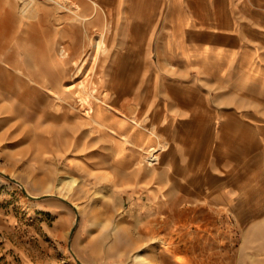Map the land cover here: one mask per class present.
I'll list each match as a JSON object with an SVG mask.
<instances>
[{
	"label": "rangeland",
	"instance_id": "obj_1",
	"mask_svg": "<svg viewBox=\"0 0 264 264\" xmlns=\"http://www.w3.org/2000/svg\"><path fill=\"white\" fill-rule=\"evenodd\" d=\"M73 1L0 0V264H264V9Z\"/></svg>",
	"mask_w": 264,
	"mask_h": 264
},
{
	"label": "crops",
	"instance_id": "obj_2",
	"mask_svg": "<svg viewBox=\"0 0 264 264\" xmlns=\"http://www.w3.org/2000/svg\"><path fill=\"white\" fill-rule=\"evenodd\" d=\"M92 2V0H90ZM98 1V0H96ZM123 0H120L122 2ZM93 3V2H92ZM224 4L219 5L216 7V10L214 11L213 15L216 17L219 15V12L222 10L221 6L226 5V4H236V3H241L244 7L247 8V10H253L255 11L257 8L258 9H264V0H223ZM95 5L94 10H98V7L104 10H107L100 2L98 1V4L93 3ZM174 19H173V29H181L182 33H184V36H187V40L189 37H195L199 36L200 42H205L209 44L203 51L206 55H209V57L216 58V59H221L229 55L231 52V46L228 45L227 41L229 36L223 34V30L218 28V27H208L206 25H196L194 28L192 27V19L191 17L187 14L186 11L183 9H177L176 7L174 8ZM208 28V29H207ZM180 33V31H179ZM224 38H221V37ZM226 36V38H225ZM185 41V40H184ZM251 158V163H253V158ZM259 178V177H258ZM264 178V172L262 174V177L258 180H263ZM258 183V181H254L252 184H249V187L246 190H250L255 188V185ZM244 191V192H245Z\"/></svg>",
	"mask_w": 264,
	"mask_h": 264
},
{
	"label": "bare ground",
	"instance_id": "obj_3",
	"mask_svg": "<svg viewBox=\"0 0 264 264\" xmlns=\"http://www.w3.org/2000/svg\"><path fill=\"white\" fill-rule=\"evenodd\" d=\"M55 2V1H54ZM58 2H60L61 4L63 5H69V4H75L77 6L78 9H81V6L79 5V3L77 2H74L73 0H58ZM59 3V4H60ZM61 6V5H60ZM99 36H100V40L102 41L104 39V36H105V32L104 31H101L99 32ZM155 149V148H153ZM148 157H152V158H155L156 155L154 152L150 153V155H148ZM141 255H138V258H140ZM149 261L146 260V259H141L140 260V264H147Z\"/></svg>",
	"mask_w": 264,
	"mask_h": 264
}]
</instances>
